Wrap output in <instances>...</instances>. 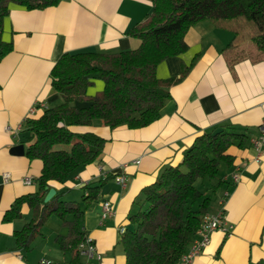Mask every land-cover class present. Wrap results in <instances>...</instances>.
<instances>
[{"label": "crops", "instance_id": "obj_1", "mask_svg": "<svg viewBox=\"0 0 264 264\" xmlns=\"http://www.w3.org/2000/svg\"><path fill=\"white\" fill-rule=\"evenodd\" d=\"M152 10V0H62L58 6L43 10L13 7L5 19L3 38L13 45V51L0 62V264L70 263L71 254L61 252L56 239L55 254L46 252L44 243L29 251L18 249L14 234L33 218L27 205L20 218L4 221L16 199L38 191L36 179L43 164L27 158L23 131L28 119L38 118L63 102L51 85V71L64 53L135 50L141 41L128 31L144 22ZM232 39V32L210 21L190 28L185 38L189 50L161 63L157 77L179 78L183 66H190L195 57L197 63L186 78L170 86L171 98L160 119L151 125L141 129L104 125L72 128L105 139L103 153L75 177L63 183L50 182L49 190H55L62 201L80 203L84 186L102 185L99 197L85 210L82 226L102 254L101 264H126L119 243L121 231L129 226V216L142 207V190L167 168L178 166L198 136L230 124L250 129L252 139L261 137L264 62L246 60L231 69L222 52ZM103 89V81L95 80L87 93L95 96ZM87 105L74 103L78 108ZM32 107L37 108L34 115L29 112ZM19 145L24 146V154H13ZM228 153L235 157L234 171L240 179L228 197L225 186L218 190L221 194L210 213L224 211L232 229L229 235L214 232L209 245L191 264L264 260V147L260 154L253 147H232ZM5 173L11 176L6 184L2 183ZM122 176L125 187L116 181ZM26 177L32 178L31 185L24 183ZM105 201L113 206L114 215L103 219ZM42 231L34 241L45 239ZM57 231L55 238L66 236L68 228L62 223Z\"/></svg>", "mask_w": 264, "mask_h": 264}, {"label": "trees", "instance_id": "obj_2", "mask_svg": "<svg viewBox=\"0 0 264 264\" xmlns=\"http://www.w3.org/2000/svg\"><path fill=\"white\" fill-rule=\"evenodd\" d=\"M61 1L0 0V62L13 51V45L3 38L4 21L11 9L43 10ZM152 2L151 14L128 31L141 41L139 48L116 53H64L53 67L51 85L63 102L38 118L28 119L23 131L27 158L43 164L36 179L38 191L16 199L4 216L5 222H12L21 217L23 206L33 211L32 220L14 234L18 249L29 251L45 222L55 216L68 228L66 236L56 238L60 251L71 254L69 264H84L79 252L87 235L82 227L84 214L99 197L102 185L84 186L80 203L62 201L60 196L45 202L50 182L63 183L75 177L103 153L105 139L72 128L104 125L141 129L159 120L171 98L170 86L187 77L198 57L190 66H183L179 78L159 79L157 68L189 50L185 38L190 28L210 21L232 32L233 39L222 52L231 69L246 60L264 62V0ZM95 80L103 81L104 89L89 96L87 90ZM75 102L88 105L78 108ZM251 140L250 129L230 124L205 132L184 151L178 166L167 168L155 183L144 188L142 207L129 216L130 224L121 232L119 243L126 264H179L214 202L197 188V181L213 192L225 186L228 197L235 186L230 178L235 157L228 151L249 148ZM249 264H264V260Z\"/></svg>", "mask_w": 264, "mask_h": 264}, {"label": "built area", "instance_id": "obj_3", "mask_svg": "<svg viewBox=\"0 0 264 264\" xmlns=\"http://www.w3.org/2000/svg\"><path fill=\"white\" fill-rule=\"evenodd\" d=\"M37 111L36 107H32L30 109V114L34 115ZM11 131L10 128H8ZM262 135L260 138H255L251 140V147H253L259 154L261 153L264 147V128L261 129ZM2 183L6 184L11 180V176L9 173L3 174ZM232 182L237 184L240 179V175L237 171H234L230 176ZM117 183L121 184L123 187L126 186L125 177L116 178ZM24 183L26 185H31L33 180L31 177H26L24 179ZM227 197V194L225 195ZM103 219L107 217H111L114 215L113 206L109 201H105L102 205ZM231 225L229 224L224 211H220L218 213L212 214L208 213L202 219V223L200 228L196 233V239L190 245L188 252L182 257V260L179 264H191L193 260L198 257L203 250L209 245L211 240V235L216 231H222L227 235L231 232ZM124 229L121 231L123 232ZM80 255L84 258V264H91L96 262L97 264H101L102 262V254L98 251L96 243L94 239L90 235H86L85 240L79 246ZM40 264H55L51 261L43 260Z\"/></svg>", "mask_w": 264, "mask_h": 264}, {"label": "rangeland", "instance_id": "obj_4", "mask_svg": "<svg viewBox=\"0 0 264 264\" xmlns=\"http://www.w3.org/2000/svg\"><path fill=\"white\" fill-rule=\"evenodd\" d=\"M196 186L205 194L212 196L213 200H215L216 197L221 194V191H218V190L216 192H213L211 189H209L210 188L209 186L203 185L200 180L197 181ZM214 206H215V202H213V204L211 206V210H213ZM62 223L63 222L55 216H52L50 219H48L41 229V230H43L42 232L45 235V239H38V240L34 241L31 244V247L33 249L40 248L41 245L44 243L45 251L50 253V254H55L56 249H58V247L56 246V242H55L56 238L55 237L58 234V231H57L58 225L60 224V226H61Z\"/></svg>", "mask_w": 264, "mask_h": 264}, {"label": "water", "instance_id": "obj_5", "mask_svg": "<svg viewBox=\"0 0 264 264\" xmlns=\"http://www.w3.org/2000/svg\"><path fill=\"white\" fill-rule=\"evenodd\" d=\"M12 152L15 155H23L25 152L24 146L19 145V146L15 147ZM53 197H55V190L50 189L46 198H45V202L46 203L49 202Z\"/></svg>", "mask_w": 264, "mask_h": 264}]
</instances>
